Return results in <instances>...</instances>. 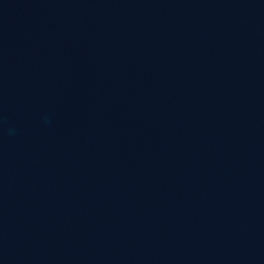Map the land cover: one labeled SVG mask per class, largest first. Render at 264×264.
<instances>
[{
    "label": "water",
    "instance_id": "95a60500",
    "mask_svg": "<svg viewBox=\"0 0 264 264\" xmlns=\"http://www.w3.org/2000/svg\"><path fill=\"white\" fill-rule=\"evenodd\" d=\"M0 264H264V0H0Z\"/></svg>",
    "mask_w": 264,
    "mask_h": 264
}]
</instances>
